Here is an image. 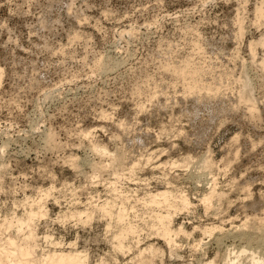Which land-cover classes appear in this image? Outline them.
<instances>
[{
    "label": "rangeland",
    "instance_id": "1",
    "mask_svg": "<svg viewBox=\"0 0 264 264\" xmlns=\"http://www.w3.org/2000/svg\"><path fill=\"white\" fill-rule=\"evenodd\" d=\"M261 5L0 0V261L264 258Z\"/></svg>",
    "mask_w": 264,
    "mask_h": 264
},
{
    "label": "bare ground",
    "instance_id": "2",
    "mask_svg": "<svg viewBox=\"0 0 264 264\" xmlns=\"http://www.w3.org/2000/svg\"><path fill=\"white\" fill-rule=\"evenodd\" d=\"M256 14H257V17H263L264 16V5H261L260 7L257 8ZM260 43L261 44H264V38H262V40H260ZM261 64L264 66V58L261 59ZM182 69H183V67H179V70L180 71ZM243 84L244 85H248L246 79L243 80ZM245 100L247 101L249 99L248 98H245ZM248 103H251V102H248ZM247 108L250 109V111L252 112V108L253 107L251 105H248ZM204 163L205 164H208L209 162L207 160V162H204ZM169 194L170 193H168V191H166V190L165 191H161V192L159 191L158 193L152 195V197L150 196V200H151L150 202H152L154 204L165 203L169 199ZM170 196H171V194H170ZM186 203H187L186 202V199L184 197H181V200H180V202L178 204H179L180 207H184L186 205ZM29 217H30V213L27 215V218H29ZM157 218H158L157 220L159 221V224L161 226L160 228H161L162 236L166 240H168L170 242V240H171V239L169 240V238H170V236H169L170 235V231H169V226L167 225V223H168V215L167 216L158 215ZM18 222L19 221L16 220V223H18ZM263 225H264V223H263ZM160 228H159V231H160ZM127 230L128 231H133V228L128 227ZM121 232H124V231L122 230ZM240 232H242V231H240ZM9 243L10 244H13L12 240H9ZM118 244H119V242H118ZM119 245H121V244H119ZM149 249H150V252H153L154 251L153 248H149ZM243 251H244L243 249H240L238 252H235L233 255H231L230 257H228L227 258L228 264H242L240 262V260H241V255H242V252ZM28 253H29L28 249L27 248H24L23 251H22V254L26 255ZM140 257L141 256H138V260H137L138 261L137 262L138 264H148V263L151 264L150 263L151 262L150 261V258H149V260L148 259L145 260L142 257L141 258ZM74 259H75V257L73 255H70V254L58 255L57 262H58V264H79L76 261H74ZM16 262H17V264H27L29 262V260L26 259V258H19ZM0 264H3V263L0 261ZM205 264H212V261H209V262H207ZM246 264H264V258L261 255L250 253L249 262L246 263Z\"/></svg>",
    "mask_w": 264,
    "mask_h": 264
}]
</instances>
